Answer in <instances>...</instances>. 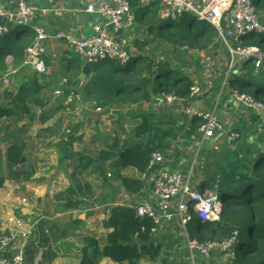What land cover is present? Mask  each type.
Returning <instances> with one entry per match:
<instances>
[{
    "label": "crops",
    "instance_id": "obj_1",
    "mask_svg": "<svg viewBox=\"0 0 264 264\" xmlns=\"http://www.w3.org/2000/svg\"><path fill=\"white\" fill-rule=\"evenodd\" d=\"M27 1L37 8L35 25L51 35L72 33L79 39H86L92 35L93 26L99 22L97 16L85 12L89 4L98 0ZM15 7V0H0V8L4 10H14ZM132 8L136 27L134 32L125 33L122 37L130 39L132 62L135 64L142 51L153 54L154 50L149 51L147 47L157 41V37L150 34L149 28L163 27L166 18L158 1L141 0L138 7ZM139 11L145 13L144 17H138ZM259 14L262 20L260 11ZM149 16L153 18L147 20ZM29 30L31 32L28 36L33 41L34 31ZM254 38L256 37H244L243 42L248 46L250 39ZM219 41V37L214 36L207 47L200 49L196 45L194 50H189L182 43L174 45L172 56H180L183 59L180 62L174 61L172 56L160 54V61L173 60V67L185 74L192 86H198L201 90L199 96L190 98L189 95L173 104H167L162 98L168 96L166 93L153 96L149 102L140 104L121 101L99 104L91 101L86 98L85 87L94 75L93 69L88 80L77 85L76 81L82 76L83 66L86 65L84 60L63 41L48 39L44 43L50 75L46 78L38 76L44 82L45 91L41 98L47 107L43 111L35 109L36 115L32 122L28 118L16 125L8 121L4 127L13 132L17 125L20 126L18 138L25 143L20 167L26 171L30 168L33 172L28 181L7 175L5 185L0 188V204L19 187L30 189L37 198L32 207L22 210L24 217L30 219L27 225L33 230L32 240L25 247L26 264H81L83 250L87 245L86 238L95 239L101 247L107 244L108 235L114 231L110 225L113 208L131 206L135 209L139 204L152 199V178L136 167L123 166L122 156L131 154L134 148L139 147L145 152L152 150L150 157L154 152H159L164 157L162 167L166 171L183 179L190 178L194 190L212 191L217 193L220 200L226 187L238 185L239 179L253 173L257 160L264 155V130L257 114L234 101L231 93L239 89H234L232 82L248 83L249 90L263 85L264 63L262 67H256L251 62L238 67L231 76L230 86L225 89L223 80L230 55L222 41L224 48L218 49ZM6 66L7 73L9 70L13 72L14 83L18 88L22 81L26 82L37 74L24 64V56L20 64L12 56L7 57ZM259 75L262 78L256 84L253 80ZM64 79L68 83L73 80L74 84H64ZM18 88L13 92L18 91ZM57 91H62L63 94L55 96ZM5 95L4 99L0 98V102H5ZM76 95L78 100L75 99ZM67 97L73 105L81 103L79 108L83 109L67 110ZM84 100L92 102L94 107L91 105L93 108H87L83 104ZM62 101L65 105L60 106L62 108L49 107ZM184 107L199 112L215 111L225 126L224 131L216 132L213 139H205L199 132L201 120L194 115H186ZM42 119L46 121L42 122ZM144 119H148L151 131L139 137L134 136L133 133ZM93 127L97 130L99 128L94 134L96 136L88 133ZM233 132L239 134V139L230 144L228 136ZM41 140L52 142L43 144ZM33 141L36 142L32 150L36 151L40 147L39 153L35 157L33 154L25 156L28 145ZM5 146L7 145H2L3 153ZM103 153L113 156L103 159ZM39 160L47 163V170L42 175ZM109 174L111 177H108ZM126 177L145 182L143 191L139 194L126 192L121 181ZM14 183L17 188H14ZM44 201L48 205L41 207L39 203ZM69 204L77 207L67 208ZM191 224L193 229L186 230L192 239H196V217ZM6 225V221L0 223V227ZM184 235L185 230L177 221L165 222L161 230L152 235L156 246H161L158 248V259H144L138 264H225L226 256L222 254L215 255L209 261L195 254L192 261ZM100 264L117 263L104 258Z\"/></svg>",
    "mask_w": 264,
    "mask_h": 264
},
{
    "label": "trees",
    "instance_id": "obj_2",
    "mask_svg": "<svg viewBox=\"0 0 264 264\" xmlns=\"http://www.w3.org/2000/svg\"><path fill=\"white\" fill-rule=\"evenodd\" d=\"M128 1L135 8L141 2V0ZM255 3L259 11L264 9V0H255ZM137 14L138 17H144L145 13L139 11ZM189 17L184 15L180 18L181 22ZM179 20L169 21L172 24L176 23L179 29L171 32L168 26L167 37L163 33V27L151 26L150 34H155L158 40L165 38L174 45L182 43L185 46H188V37H190V42L196 43L200 49L212 42L214 37L209 36L204 29L198 31L193 21L187 22L190 25L184 26L183 23L179 24ZM9 28L10 33L0 37V77L7 71V57L12 56L20 64L25 50L32 43L31 37L28 36L31 31L28 28L23 26L14 28L10 25ZM216 34L218 36L213 28V35ZM250 40L248 46L264 51V36ZM160 54L153 52L149 55L142 51L136 63L128 67H123L114 60L92 66L94 75L86 84V98L99 104L120 101L140 104L149 102L153 96H159L162 93L180 98L189 97L192 86L189 78L173 67V60L160 61L161 59H158ZM251 69L253 70L254 67ZM68 84H74L73 80ZM232 87L251 94L264 103V84L249 90L248 83L234 81ZM44 91V82L36 74L26 82L22 81L18 91L6 93L5 102H0V137L5 122L11 121L13 125H16L27 118L31 122L34 121L35 109L43 111L47 107L41 98ZM45 121L46 119H42V122ZM151 129L148 119H144L133 135L139 137L143 133L150 132ZM5 147L6 150L3 153L0 143V188L5 185L7 175L11 178L30 180L33 175L30 168L26 171L20 167L24 157L25 143L18 138L13 139V143ZM132 151L131 154L122 156L124 168L136 167L141 173H145L152 150L145 152L137 147ZM112 156L108 153L102 154L103 159ZM121 181L125 191L131 194L141 193L146 185L141 180L127 177L122 178ZM221 196L226 207L221 220L215 223H202L196 218L198 222L195 230L196 239L207 241L210 237L209 241L220 240L238 231L239 237L234 247L235 259L231 264H264V155L257 160L251 175L239 179L238 185L234 187H226ZM70 207H77V205H67V208ZM111 211L110 225L114 231L108 235L107 244L101 247L95 239L86 238L87 245L83 250L81 264H100L104 258H110L117 264L125 262L138 264L144 259L156 261L160 250L152 239L154 222L148 218H139L136 210L131 206H118Z\"/></svg>",
    "mask_w": 264,
    "mask_h": 264
},
{
    "label": "built area",
    "instance_id": "obj_3",
    "mask_svg": "<svg viewBox=\"0 0 264 264\" xmlns=\"http://www.w3.org/2000/svg\"><path fill=\"white\" fill-rule=\"evenodd\" d=\"M145 1H158L166 20L178 21L188 15L199 22H207L217 31L230 55L223 88L230 86L231 76L238 67L249 62L256 67L263 66L264 51L246 46L243 42L244 37L264 36V23L255 0H142ZM15 2L14 10L0 8V18L6 19V26L0 25V37L10 33L9 25L14 28L23 26L32 29L35 38L24 52V64L30 66L39 76L46 78L50 75L44 59L47 54L44 43L48 39L67 43L75 49L86 65L94 66L109 60L118 61L123 67L131 64L133 55L130 39L122 37L136 27L135 14L128 0H98L89 4L85 12L97 16L99 22L93 26L92 35L86 39H79L72 33L48 34L43 28L35 25V6L27 0ZM12 74L13 72H10L3 78L5 86L10 85ZM63 83L67 84L68 80L64 79ZM62 94V91H57L55 96ZM200 94V87H191L190 98ZM231 94L237 104L257 114L264 130V103L239 90H233ZM164 100L167 104H173L182 101V98L168 95L164 96ZM183 111L186 115H194L201 120L199 132L205 139H213L216 132H223L225 129L215 111H192L189 107H184ZM238 139L239 134L236 132L228 136L230 144ZM163 163L162 154L154 152L146 171L149 178H152V199L135 207L137 216L154 222L152 235L158 233L165 222L177 221L185 230L184 236L192 261L195 254H199L206 261L217 254L235 259L234 247L238 241V231L232 232L224 239L204 242L192 239L186 230L195 217L202 223L220 221L226 207L217 193L209 190L197 192L192 188L190 178L183 179L179 175L170 174L162 167ZM23 203H26V200H23ZM6 224L0 227V264H26L25 247L32 240V227L13 216L8 218Z\"/></svg>",
    "mask_w": 264,
    "mask_h": 264
},
{
    "label": "rangeland",
    "instance_id": "obj_4",
    "mask_svg": "<svg viewBox=\"0 0 264 264\" xmlns=\"http://www.w3.org/2000/svg\"><path fill=\"white\" fill-rule=\"evenodd\" d=\"M260 12L263 15L262 22L264 23V9L260 10ZM151 18H153V17L152 16H149V17H147V20H151ZM169 21L170 20H166L164 22L163 28H162L163 33L166 34V37L168 35L167 34L168 26H170V31L171 32L176 31V30L179 29V26H177L176 23H173L172 24ZM191 21H193L196 24V26L198 27V31L204 29V30L207 31V34H209V36H213L214 37V35H213V27H211L207 22H199L195 18L189 17V18H187L186 21H182V22H181V19H180L179 20V24L183 23L184 26L185 25L188 26V25H190V23H187V22H191ZM187 31H188V28H187ZM215 36H217V34ZM189 38L190 37H188V41H189L188 49L190 50V48L191 49L193 48V50H194V48H196L195 47L196 46V43H194V44L191 43ZM222 44L223 43L221 41L218 42V49L224 48V46ZM147 48H148L149 51L154 50V52L163 53V54L168 55V56H172L173 55V52L175 51L174 44L173 43H170L165 38H162L161 40H158V38H157V41L153 42L152 44H149V46ZM173 58H174V61H176V62L183 61V59L180 56L179 57H173ZM132 63L133 62H131V64H129L128 66L132 65ZM27 68H29V67H27ZM10 72H11V70L8 71V73H10ZM8 73L6 72V74H8ZM6 74H3L0 77V98H3V99H4V94H6V92H13V91H15L18 88L17 87V84L14 83L13 75L11 76V83H10V85L9 86H5V84L3 83V78L5 77ZM260 78H262V77L259 75L257 78H254L253 81L254 82L256 81V84H257V82H258V80ZM77 96L78 95H76L75 99L78 100L79 98ZM69 97H67V99H66V109L67 110L73 109L74 111H77L78 109L79 110H82L83 109V107L79 108V105L81 106V103H77V105H73L70 102L71 99ZM83 104H86L87 105V108H91L92 106L94 107V105L92 104V102H87V100H84V103ZM60 106H65L64 105V101H62V102H56V104H53L52 106H49V107H51V108H57V109L58 108H62ZM60 113H62V112H60ZM59 121H62V119H59ZM36 129L37 130H40L39 128H36ZM30 130H34V129L33 128H30ZM98 130H99V128H98ZM98 130L93 127V128H90L88 130V133L90 135L96 136L94 134H96ZM40 131H43V130H40ZM29 138H33V137L32 136H29ZM35 142L33 141L30 145H28V149H27L28 152L26 150L27 154L25 153V156H27L28 154H33V156L35 157L36 154L39 153L40 147L37 148L36 151H33L32 150V147L35 146ZM40 142L43 143V144H48L49 142H52V141H49V140L43 141V140H41ZM31 156L32 155H30V160H32V157ZM39 162H41V164H42L41 167H40V169H41L40 173L42 175L43 172L47 170V166H46L47 163L46 162H42L40 160H39ZM38 169H39V166H38ZM14 188H17L16 183H14ZM23 200H26V203H23ZM36 201H37L36 196L33 195L32 192H31V190L28 189V188L19 187V188H17V190H13V192L10 194V196H8V197H6L4 199V203H1L0 204V223L3 224L4 221H7L9 217L13 216V217H16L19 220L23 221L25 224H28V222H30V219L27 220V218L24 217V215L22 214V210L23 209L26 210V209H28V207H32L33 204L36 203ZM39 205L41 207H44V206H47L48 203H47V201H44V202H40ZM191 228L193 229V224L190 223L187 229L190 230ZM210 239L211 238L209 237V239H207V241H209ZM207 241H204V242H207ZM225 259H226L225 264H231L232 263V260H234V259H231L230 257H225Z\"/></svg>",
    "mask_w": 264,
    "mask_h": 264
},
{
    "label": "water",
    "instance_id": "obj_5",
    "mask_svg": "<svg viewBox=\"0 0 264 264\" xmlns=\"http://www.w3.org/2000/svg\"><path fill=\"white\" fill-rule=\"evenodd\" d=\"M0 25L5 27L6 26V19L5 18H0ZM122 36V35H121ZM45 59V57H44ZM93 67L90 65H85L83 66V71H82V76L77 79L76 84L80 85L81 83L85 82L88 80L92 73ZM164 99V96H162ZM19 132H20V126L17 125L16 129L13 132H9L7 128H4L3 130V135L0 137V143L2 145H7V144H12L13 139H17L19 137ZM161 246L159 245L158 248Z\"/></svg>",
    "mask_w": 264,
    "mask_h": 264
}]
</instances>
